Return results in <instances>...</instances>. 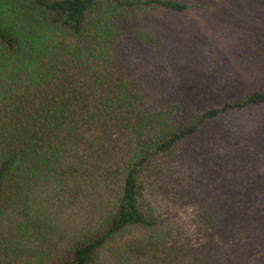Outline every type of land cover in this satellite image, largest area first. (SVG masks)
Wrapping results in <instances>:
<instances>
[{
    "label": "rangeland",
    "instance_id": "rangeland-1",
    "mask_svg": "<svg viewBox=\"0 0 264 264\" xmlns=\"http://www.w3.org/2000/svg\"><path fill=\"white\" fill-rule=\"evenodd\" d=\"M178 1L184 11L109 8L118 34L111 66L158 121L141 126L140 137L115 133L107 163L122 165L137 140L151 143L158 129L191 125L204 110L264 86V0ZM12 8L33 27L52 18L39 16L33 0H4L0 20L13 27L24 29L9 19ZM53 32L62 35L58 24ZM147 155L142 207L155 224L125 228L89 264H264V104L219 115L170 152ZM61 166L34 185L11 181L0 204V264L65 260L107 225L114 178L106 185L80 171L86 177L73 180L67 161Z\"/></svg>",
    "mask_w": 264,
    "mask_h": 264
},
{
    "label": "trees",
    "instance_id": "trees-1",
    "mask_svg": "<svg viewBox=\"0 0 264 264\" xmlns=\"http://www.w3.org/2000/svg\"><path fill=\"white\" fill-rule=\"evenodd\" d=\"M33 4L39 16L51 14L48 22L40 21L42 27H33L32 20L15 8L8 17L20 18L24 29L0 20V204L13 179L34 185L42 173L64 171L62 161H67L73 180L86 177L80 171L99 174L106 185L113 177L117 190L105 228L75 246L67 259L51 263L89 264L93 254L125 228L155 224L142 207L147 153L170 152L204 122L264 104V86L238 101L204 110L191 125L167 134L158 129L151 143L137 140L134 155L122 165L107 163L105 144L115 139V133L133 131L140 137L141 126L158 121L157 114L146 113L144 101L135 102L138 94L130 81L111 66L118 34L109 8L152 5L181 12L187 5L178 0H33ZM57 24L63 36L53 35ZM162 120L166 124V117Z\"/></svg>",
    "mask_w": 264,
    "mask_h": 264
}]
</instances>
